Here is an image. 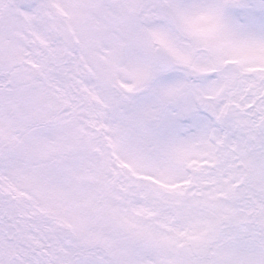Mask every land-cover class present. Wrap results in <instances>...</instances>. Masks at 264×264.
Listing matches in <instances>:
<instances>
[{"label":"snow or ice","instance_id":"1","mask_svg":"<svg viewBox=\"0 0 264 264\" xmlns=\"http://www.w3.org/2000/svg\"><path fill=\"white\" fill-rule=\"evenodd\" d=\"M0 264H264V0H0Z\"/></svg>","mask_w":264,"mask_h":264}]
</instances>
